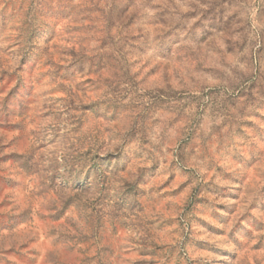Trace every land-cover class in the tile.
<instances>
[{
  "label": "clouds",
  "instance_id": "clouds-1",
  "mask_svg": "<svg viewBox=\"0 0 264 264\" xmlns=\"http://www.w3.org/2000/svg\"><path fill=\"white\" fill-rule=\"evenodd\" d=\"M0 264H264V0H0Z\"/></svg>",
  "mask_w": 264,
  "mask_h": 264
}]
</instances>
